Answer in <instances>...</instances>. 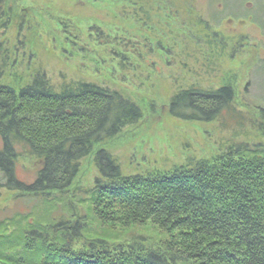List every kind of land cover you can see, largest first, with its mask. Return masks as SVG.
Returning <instances> with one entry per match:
<instances>
[{"label": "rangeland", "instance_id": "obj_1", "mask_svg": "<svg viewBox=\"0 0 264 264\" xmlns=\"http://www.w3.org/2000/svg\"><path fill=\"white\" fill-rule=\"evenodd\" d=\"M4 3L0 50L9 59L2 83L18 91L38 72L52 82L62 77L96 82L123 91L140 106L142 119L96 145L65 191L36 195L3 189L0 237L10 236L17 249L34 254L41 244L30 238L28 230L41 224L51 231L63 221L70 223L69 230L59 231L60 235L73 237L76 254L93 247L110 259L117 258L110 256L120 250L133 255L163 251L165 256L163 248L171 234L151 221H133L134 214L115 194L125 193L137 177L148 180L191 164L216 162L232 137L264 143V129L256 124L264 123V0ZM191 85L231 87L237 109L249 119L248 136L233 134L218 122L174 119L169 101L176 91ZM99 150L116 157L121 178H101L94 162ZM37 170L35 159L19 158L16 172L21 181L31 183ZM0 182H4L1 173ZM76 222L79 234L73 236L71 226ZM51 236L42 246H56ZM23 257L16 256L18 261H32Z\"/></svg>", "mask_w": 264, "mask_h": 264}, {"label": "trees", "instance_id": "obj_2", "mask_svg": "<svg viewBox=\"0 0 264 264\" xmlns=\"http://www.w3.org/2000/svg\"><path fill=\"white\" fill-rule=\"evenodd\" d=\"M4 2L0 0V19ZM8 59L0 50V173L4 180L0 197L3 189L36 195L65 191L96 145L142 119L140 106L123 91L88 80L62 77L52 82L38 72L17 91L2 83ZM168 110L177 120L218 122L233 134L248 136L249 119L237 109L229 86L180 89L172 95ZM256 124L264 129L263 122ZM23 156L38 162L31 183L17 176V162ZM218 159L176 168L162 177H137L130 180L125 193L115 194L134 214L133 221H151L171 234L163 248L165 256L163 251L133 255L120 250L110 256L117 258L110 259L93 247L76 254L73 237L60 235L70 223L59 221L51 227L52 234L41 224L28 230L30 238L41 244L34 254L17 249L10 236L0 237V264H264V143L232 137ZM94 162L101 178H121L122 167L108 151L99 150ZM79 227V222L71 226L73 236H78ZM49 234L56 246L47 248L42 244ZM18 254L32 261H18Z\"/></svg>", "mask_w": 264, "mask_h": 264}]
</instances>
